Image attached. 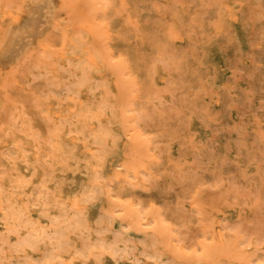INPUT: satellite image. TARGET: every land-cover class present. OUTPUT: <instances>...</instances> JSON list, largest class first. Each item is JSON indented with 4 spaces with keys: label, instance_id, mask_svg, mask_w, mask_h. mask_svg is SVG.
<instances>
[{
    "label": "rangeland",
    "instance_id": "obj_1",
    "mask_svg": "<svg viewBox=\"0 0 264 264\" xmlns=\"http://www.w3.org/2000/svg\"><path fill=\"white\" fill-rule=\"evenodd\" d=\"M66 92L74 125L83 93L118 104L97 202L113 218L92 230L157 232L185 264H264V0H0V135L49 129L45 101Z\"/></svg>",
    "mask_w": 264,
    "mask_h": 264
},
{
    "label": "bare ground",
    "instance_id": "obj_2",
    "mask_svg": "<svg viewBox=\"0 0 264 264\" xmlns=\"http://www.w3.org/2000/svg\"><path fill=\"white\" fill-rule=\"evenodd\" d=\"M38 11L46 20L51 10ZM74 50L80 52L83 46L78 43ZM93 53L102 70L100 57ZM74 67L81 70L79 81L84 83L86 62L80 59ZM62 98L45 101L49 129L16 119L11 131L0 135V250L6 251L5 263L116 264L142 255L155 263L185 264L167 260L157 232L138 244L121 232L109 234L106 229L100 235L98 228L91 229L92 222L113 218L107 208L98 212L97 202L106 170L117 165L118 159L109 158L110 140L122 136L118 104L94 103L83 93L71 115L84 117L86 123L74 125L67 122V92Z\"/></svg>",
    "mask_w": 264,
    "mask_h": 264
}]
</instances>
